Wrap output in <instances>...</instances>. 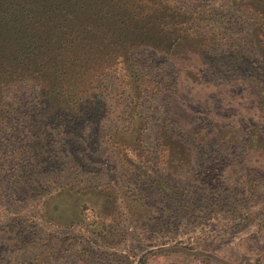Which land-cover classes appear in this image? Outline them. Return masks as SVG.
Instances as JSON below:
<instances>
[{"label": "rangeland", "instance_id": "rangeland-1", "mask_svg": "<svg viewBox=\"0 0 264 264\" xmlns=\"http://www.w3.org/2000/svg\"><path fill=\"white\" fill-rule=\"evenodd\" d=\"M166 1L187 29L130 0L93 5L132 24L112 39H140L129 54L98 44L105 117L69 132L54 121L47 155L30 148L33 98L0 94V110L16 106L0 112V264H264V0ZM133 83L149 89L134 105Z\"/></svg>", "mask_w": 264, "mask_h": 264}, {"label": "trees", "instance_id": "trees-1", "mask_svg": "<svg viewBox=\"0 0 264 264\" xmlns=\"http://www.w3.org/2000/svg\"><path fill=\"white\" fill-rule=\"evenodd\" d=\"M97 1L0 0V94L5 93L9 85L15 86L17 92L28 94L33 98L32 102H36L37 107L31 117L32 130H28V134L32 133V137L37 140L30 146L35 156L47 155L50 125L59 118L65 121L62 130L66 132L81 126L95 127V124L104 119L106 108L100 104L99 91L105 85L99 84L100 81L93 76L96 61L94 51L102 50L98 44H111V47L104 46L107 50H114L116 45H121L127 54L138 45L136 41L140 38L135 35L118 42L110 37V29L131 31L132 24L128 22L126 27H118L116 23V26L110 25L114 23L111 15L113 12L99 11L100 5L93 6ZM130 1L134 2L135 11L139 8L142 10V19L150 17L151 21L163 28L171 25L174 30L183 31V25L187 29L186 26L191 23L190 20L180 23L179 18L171 14L175 9L166 0ZM134 12L130 21L135 22ZM60 19L67 28L62 25L54 26L56 20ZM77 29H80L79 32H76ZM82 29L84 32H81ZM123 33L128 35L132 32ZM178 41L177 38L176 42ZM161 45L162 43L158 44L156 48L160 49ZM196 51L201 55L197 57L200 60L197 64L204 71L200 77H207L206 70L210 69L211 63L207 62L202 50ZM108 52V57H116L114 51ZM168 56L169 54H165L163 58ZM105 64L107 66L104 67L103 74L109 68V63ZM212 65V68L219 67L215 61ZM52 73H59L60 78ZM55 79L62 81L63 85L58 86ZM176 79L177 90L188 93L189 90L182 87V77L178 81L179 73ZM5 82L8 85L1 87ZM214 86L216 87L215 84ZM147 89L143 84L135 86L132 105L143 97V92ZM11 107L10 104L7 111L0 112H11L16 106ZM70 115L73 116L72 120H68ZM134 119V116L129 115L126 121L134 125ZM198 126L199 124L195 125L192 131L197 132ZM37 127L40 129L38 133H34ZM41 140L43 142H39Z\"/></svg>", "mask_w": 264, "mask_h": 264}]
</instances>
